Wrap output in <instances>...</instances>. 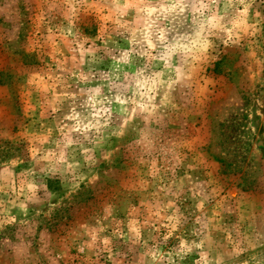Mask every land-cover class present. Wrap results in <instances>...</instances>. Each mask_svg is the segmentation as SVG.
Returning a JSON list of instances; mask_svg holds the SVG:
<instances>
[{
    "label": "rangeland",
    "instance_id": "374dc122",
    "mask_svg": "<svg viewBox=\"0 0 264 264\" xmlns=\"http://www.w3.org/2000/svg\"><path fill=\"white\" fill-rule=\"evenodd\" d=\"M0 264H264V0H0Z\"/></svg>",
    "mask_w": 264,
    "mask_h": 264
}]
</instances>
